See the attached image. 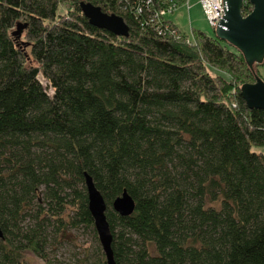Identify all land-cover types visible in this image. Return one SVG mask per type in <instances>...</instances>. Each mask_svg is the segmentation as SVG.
I'll return each mask as SVG.
<instances>
[{
  "label": "trees",
  "instance_id": "trees-1",
  "mask_svg": "<svg viewBox=\"0 0 264 264\" xmlns=\"http://www.w3.org/2000/svg\"><path fill=\"white\" fill-rule=\"evenodd\" d=\"M82 1L129 37L90 24ZM164 1L0 0V264L48 259L53 219L99 238L86 173L116 264H264V109L241 95L254 71L216 27L179 34ZM124 191L127 216L113 208Z\"/></svg>",
  "mask_w": 264,
  "mask_h": 264
},
{
  "label": "water",
  "instance_id": "water-1",
  "mask_svg": "<svg viewBox=\"0 0 264 264\" xmlns=\"http://www.w3.org/2000/svg\"><path fill=\"white\" fill-rule=\"evenodd\" d=\"M223 2L225 13L215 29L216 35L240 50L248 66L253 70L255 65L264 63V0H223ZM245 2L253 6L252 11L246 16L242 12ZM80 8L90 24L118 36L129 37L130 27L122 16L106 13L101 7L91 2L82 1ZM25 26L19 23L13 34L20 37ZM254 75L256 81L244 83L241 86V95L250 109H264V79L255 73ZM85 178L89 209L94 218L107 264H116L112 248L113 234L106 215V201L93 177L86 173ZM135 207V200L128 191H124L113 202L114 210L123 216L132 214ZM2 239H4V232L0 226V241Z\"/></svg>",
  "mask_w": 264,
  "mask_h": 264
},
{
  "label": "rangeland",
  "instance_id": "rangeland-1",
  "mask_svg": "<svg viewBox=\"0 0 264 264\" xmlns=\"http://www.w3.org/2000/svg\"><path fill=\"white\" fill-rule=\"evenodd\" d=\"M69 7L70 3L61 5L59 12L67 14ZM252 8L253 6L251 5V11ZM205 13L201 0H184L182 3H177L171 16L179 24L182 34H190L189 39L197 42V38L193 32L194 28L209 35L214 34V29L207 21ZM16 29L17 26L14 28V31ZM24 30L19 37L20 39L23 38ZM209 68L212 74L216 76L222 75L225 78H230L227 70L213 66H209ZM253 71L264 79V64L255 65ZM249 74L248 80H253L252 77L255 75L252 72ZM40 79L46 85V80L42 75H40ZM253 149L264 153V147L253 146ZM42 197L43 194L40 195V202L43 201ZM54 223L55 219H53V224L48 226V233L51 235L50 244L47 247L48 259H42L36 255L29 254L27 259L30 264H97L103 255H105L100 240L99 238H95L92 229L68 227L65 233L60 232V230L59 232H55L57 224ZM86 249H89L87 256L85 253Z\"/></svg>",
  "mask_w": 264,
  "mask_h": 264
},
{
  "label": "built area",
  "instance_id": "built-area-1",
  "mask_svg": "<svg viewBox=\"0 0 264 264\" xmlns=\"http://www.w3.org/2000/svg\"><path fill=\"white\" fill-rule=\"evenodd\" d=\"M201 1L203 4V8L205 9L206 12L205 14L207 21L212 27H217L219 21H221L225 13L223 0H201ZM163 4H165L166 6L160 11V15L162 16L165 22L172 23L180 34V27L174 22L171 16V13L174 11L175 6L177 5V2L175 0H165Z\"/></svg>",
  "mask_w": 264,
  "mask_h": 264
},
{
  "label": "crops",
  "instance_id": "crops-1",
  "mask_svg": "<svg viewBox=\"0 0 264 264\" xmlns=\"http://www.w3.org/2000/svg\"><path fill=\"white\" fill-rule=\"evenodd\" d=\"M174 22L176 23V21L174 20ZM178 26H179V24L178 23H176ZM180 27V26H179Z\"/></svg>",
  "mask_w": 264,
  "mask_h": 264
}]
</instances>
